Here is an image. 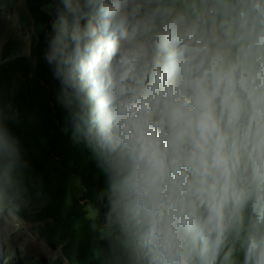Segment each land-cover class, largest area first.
I'll return each mask as SVG.
<instances>
[{"label": "clouds", "instance_id": "obj_1", "mask_svg": "<svg viewBox=\"0 0 264 264\" xmlns=\"http://www.w3.org/2000/svg\"><path fill=\"white\" fill-rule=\"evenodd\" d=\"M42 10L65 131L103 175L98 264H264V0ZM21 123L0 89L2 238L31 206Z\"/></svg>", "mask_w": 264, "mask_h": 264}, {"label": "trees", "instance_id": "obj_2", "mask_svg": "<svg viewBox=\"0 0 264 264\" xmlns=\"http://www.w3.org/2000/svg\"><path fill=\"white\" fill-rule=\"evenodd\" d=\"M47 1L27 0L34 22L49 24L50 17L41 9ZM6 36L0 63V89L6 97L11 96L21 114L22 123L12 127L21 138L30 161L28 174L33 183L30 198H45L41 210L34 217L28 214L29 219L42 224L43 235L49 242L61 244L64 254L73 264H98L102 241L96 233L86 231L82 225L80 227L83 204L80 199L68 201L56 193L60 186L52 183L49 174L53 171L57 177L80 179L86 190L84 199H88L96 208H103L98 195L103 186V175L83 145L73 142L71 129L65 131L66 113L56 102L58 81L45 72L41 73L38 80L30 78V73L38 76L35 67L30 65L31 57L21 53L18 38L10 33ZM37 46L40 54L44 47L43 35H40ZM43 138L47 139V145L41 146L47 154L37 147ZM56 163L59 164L58 169ZM43 169H46L45 174L41 173ZM54 195L55 200L52 198ZM6 253L3 255L7 258ZM11 253L16 256L9 264H52L29 255L17 256L15 250H11Z\"/></svg>", "mask_w": 264, "mask_h": 264}, {"label": "rangeland", "instance_id": "obj_3", "mask_svg": "<svg viewBox=\"0 0 264 264\" xmlns=\"http://www.w3.org/2000/svg\"><path fill=\"white\" fill-rule=\"evenodd\" d=\"M48 5L49 0L42 4L41 9H46ZM47 27L48 24L46 23L34 22L32 13L28 8L27 0H0V63L3 58L4 45L7 41L6 35L10 33L21 42L20 48L22 54H25L26 51H30L31 53L30 65L32 64L35 67L38 76L35 73H30V78L38 80L42 72L52 77L50 69L42 60V51L39 54L37 50L39 37L40 35H45ZM12 54L14 56V53ZM39 144L37 146L38 149L44 154H47L48 152L43 148V146L47 145V139H41ZM55 167L58 169L59 164L56 163ZM41 173L45 174L46 169H43ZM54 174L55 172L51 171L49 178L55 186H60V189H57L56 193H59L68 201L80 199L81 204H83L82 218L79 219L80 227L82 225L86 231L94 233L91 230L90 224L93 218L97 216L98 208L90 203L88 199H84L86 190L81 180L74 179L70 176L57 177V174ZM52 198L54 199L55 195ZM52 198L50 197L53 201ZM30 201V209H26L25 211L27 212L22 213L23 219H17L10 226L6 236L3 238L0 237V252H2L0 257L1 264H9L15 259L14 257L16 255L15 253H11V250H15L17 256L29 255L43 262L73 264L64 254L61 244H53L43 235L41 230L42 224L29 219V215L34 217L41 210V204L45 201V198H30ZM4 252H7V258L3 255Z\"/></svg>", "mask_w": 264, "mask_h": 264}]
</instances>
